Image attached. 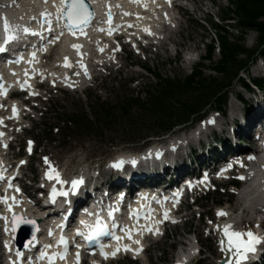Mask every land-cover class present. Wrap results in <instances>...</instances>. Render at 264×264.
Instances as JSON below:
<instances>
[{"label":"snow or ice","instance_id":"1","mask_svg":"<svg viewBox=\"0 0 264 264\" xmlns=\"http://www.w3.org/2000/svg\"><path fill=\"white\" fill-rule=\"evenodd\" d=\"M47 2L48 0H45V3ZM91 2L94 3L95 0H91ZM168 2L171 3V0H168ZM52 3L56 8V12L54 14L47 12V11L42 13V16L44 17V24L47 25V31L52 32L54 30L53 21H55L58 24L62 22V29L58 35H56L52 40L49 41V43H55L56 40H59L60 36L64 34L65 29L69 33H71L73 36L77 35V33H79L80 35H87V33L85 32V28L92 23V21L95 19V16H96L95 11L93 10L92 7H90V0H52ZM107 7L109 9L107 23L111 25L113 22V16L110 10L111 4L110 3L107 4ZM33 19H35V17H33ZM4 30L6 33V39L4 41V44L0 45V53H3L6 51L7 44L19 39L20 32H23L25 34L38 35L37 32L33 31L27 26L10 25L7 18H5L4 20ZM100 31H104V29L101 28ZM107 31H108V34L111 35L114 29L109 27ZM72 47L79 50L82 48V45L74 44L72 45ZM43 51H47L46 46L44 47ZM101 51H103V49H101ZM31 55L33 59L30 60L29 63H32L35 60L37 53L32 52ZM23 59H24L23 56L19 58L20 61H22ZM16 62H19V61H16ZM65 66L69 68L72 67V64L69 62L68 57H65ZM81 67L85 69V74L87 75L86 65L81 63ZM21 87L22 88L30 87V85H28L27 82H25L21 85ZM32 94L36 95L35 92H33ZM0 95H7V89L4 88L3 84H0ZM0 107H3V105H0ZM17 112H18L17 107L13 105V113L16 114ZM2 123H3V119L0 118V124ZM3 135L4 133L0 132V136H3ZM31 143L32 142L30 141L29 151H31ZM4 146L7 147L6 144ZM249 159H254V157L250 156ZM47 160L48 158L45 157L46 162ZM123 163L124 162L121 161L115 166L120 167ZM133 163H135V161H133ZM240 163H241V166H243V163L242 162ZM229 167H231V165H229ZM47 175H48V179L50 180L55 179L60 184L68 183V181H65L61 178L60 172L55 167L50 168ZM3 178L4 177L2 175V170H0V179H3ZM204 179L206 181L207 176H205ZM239 179L244 180L245 177L240 176ZM83 183H84L83 178L72 180L71 181L72 187L70 191L72 192L77 191L78 187ZM17 191H19V189H17ZM57 195H62L66 197L69 195V191L57 190L54 187L52 190L53 202L55 201V198ZM7 199H8L7 197H0V200H4L5 202H7ZM12 199L15 200V197H13ZM11 208H12V205L9 204V209ZM116 210H117L116 208H113L111 206L109 207L108 216L112 218L111 226L107 223V221L104 220L102 216L97 215V220L94 224H89L87 221L82 220L80 221V223L84 225V230L77 229L78 235L85 237V239L89 241L90 244L94 243L98 245L99 253L104 257V259H108L110 256L115 257L117 253L121 251V247L118 246L113 251L109 252L106 250L108 246H106L102 242L103 237H111L117 241L121 240V237L112 230L113 228L120 229L122 227L123 230L128 233L129 239L132 238V230L129 229L127 225L121 226L116 222L115 215H114ZM89 214L95 215L93 213H89ZM218 215L222 217H227L229 216V213L224 210H220L218 212ZM145 218H147V216ZM168 218H169V214L167 211H165L164 219H168ZM13 222H14L13 231H15V226H18V223L20 222L26 223V224L28 223L35 224L34 220L25 219L22 216H17L15 213H13ZM157 223H159V221ZM145 227L149 233H153L156 235L160 234L159 228L149 227V226H145ZM216 227H217V230L221 231L222 233V237L220 240V243L222 246L221 250L224 251L226 255L230 254V256L232 257L231 259H228L226 261V264H243V262L249 259V254L257 252L258 245L264 244V237H260L259 235H257L251 230L244 231V230L237 229L234 226V223L232 222H227V223H224L223 225H217ZM136 231L139 232L141 231V229L138 228ZM51 234L52 233L50 232L49 235ZM35 242H36V238L33 237L32 240L28 241V244L26 245V247H30ZM134 243L141 245V242L139 240L134 241ZM57 245L63 246L62 252L56 251V252L49 254L47 251H42L40 253V259L42 260L47 259L48 264H55L56 259H61V260L66 259L68 255V249H69V239L61 235L59 240L57 241ZM51 247L52 245L44 246L45 249H48ZM77 247H79V245H77ZM122 248L124 251H133L135 253H140L143 251L142 245L139 248L132 249L130 245L124 244ZM16 254L17 256L23 255V253H21L19 250H17ZM79 260H80V254L77 253L76 254L77 264H79ZM13 264H15V262H13ZM93 264H95V262H93Z\"/></svg>","mask_w":264,"mask_h":264},{"label":"trees","instance_id":"2","mask_svg":"<svg viewBox=\"0 0 264 264\" xmlns=\"http://www.w3.org/2000/svg\"><path fill=\"white\" fill-rule=\"evenodd\" d=\"M228 6L220 10V17L222 20H227L238 16L241 20L242 30L258 29L264 33V23L261 20L264 16V1L263 0H227ZM211 24L214 22L211 20ZM224 50L228 54H235L241 50V47L236 44H231L228 40L223 43ZM161 90L156 97L154 103L156 110L164 112L161 106L164 101L174 109L181 108L186 102H191L196 99L198 95H208L203 93L208 87L199 84L195 76H188L186 78L176 77L174 79H166L164 83H160ZM213 91L212 89H209ZM190 98L187 100L186 98ZM176 106V107H175ZM185 108L191 107V104H185Z\"/></svg>","mask_w":264,"mask_h":264},{"label":"rangeland","instance_id":"3","mask_svg":"<svg viewBox=\"0 0 264 264\" xmlns=\"http://www.w3.org/2000/svg\"><path fill=\"white\" fill-rule=\"evenodd\" d=\"M226 4L225 0H197L194 4L188 3L187 8L190 11L191 19L194 21H202L208 14L216 16L218 14V7H223ZM182 33H178L174 36L173 42H171L166 50V53H162L158 62L153 60L151 65H157L160 68V71L163 75H173L177 74H189L191 71V66H195V57L198 55H202L204 53L205 47L203 45V41L205 40V34L208 35V41L210 36L213 37V34L204 29H199L195 23H188L185 25L183 23ZM210 35V36H209ZM250 38L253 37L254 34H250ZM207 42V41H206ZM175 51L180 53L181 62L179 65H167V61H171L174 58ZM193 53V59L190 60V54ZM219 57L215 55V60ZM206 74H210L207 72ZM77 103V97H73V99H69V103ZM241 110V107H239ZM123 149L128 148V146H123ZM181 233V231H177ZM162 247L160 246L159 249ZM154 262H155V257Z\"/></svg>","mask_w":264,"mask_h":264}]
</instances>
